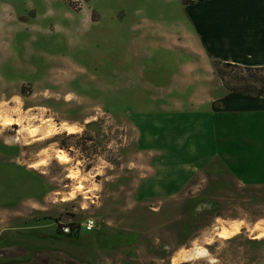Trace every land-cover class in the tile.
I'll return each mask as SVG.
<instances>
[{"label":"rangeland","instance_id":"obj_1","mask_svg":"<svg viewBox=\"0 0 264 264\" xmlns=\"http://www.w3.org/2000/svg\"><path fill=\"white\" fill-rule=\"evenodd\" d=\"M143 16L182 13L0 0V264H264L262 143L208 147L202 99L168 83L187 59L142 54ZM87 219L91 231H60Z\"/></svg>","mask_w":264,"mask_h":264},{"label":"crops","instance_id":"obj_2","mask_svg":"<svg viewBox=\"0 0 264 264\" xmlns=\"http://www.w3.org/2000/svg\"><path fill=\"white\" fill-rule=\"evenodd\" d=\"M164 2L179 4L182 17L168 26L149 23L145 16L141 17L138 24L144 36L141 53L147 55L159 47L175 54L176 62L178 58L187 59L177 65L168 83L192 87L190 100L194 96L202 99L199 104L194 98L191 101L196 102L193 110L202 115L205 135H210L204 139L208 147L228 148L231 143L242 147L251 140L262 143L255 148L260 151L258 157H264V98L227 91L213 67L216 60L246 67L264 66V0ZM147 35L158 40L146 41ZM211 84L216 87L213 93L207 88H195ZM243 129L250 131L251 139L243 137ZM204 140L201 149H206Z\"/></svg>","mask_w":264,"mask_h":264},{"label":"trees","instance_id":"obj_3","mask_svg":"<svg viewBox=\"0 0 264 264\" xmlns=\"http://www.w3.org/2000/svg\"><path fill=\"white\" fill-rule=\"evenodd\" d=\"M187 3L189 0H183ZM214 72L220 78L224 88L233 93L250 95L264 98V66L263 67H246L237 64L214 61ZM69 227V232L60 231L63 235L73 236L82 231L81 223L64 224Z\"/></svg>","mask_w":264,"mask_h":264},{"label":"bare ground","instance_id":"obj_4","mask_svg":"<svg viewBox=\"0 0 264 264\" xmlns=\"http://www.w3.org/2000/svg\"><path fill=\"white\" fill-rule=\"evenodd\" d=\"M73 132V129L72 128H69V133H72ZM232 230V229H231ZM234 232H232L231 233V231H230V228H222V230L220 231V233H219V237H221V238H228V237H230V236H233V235H235L237 232H238V230H237V227L236 228H234ZM263 235L264 234H262V233H260V234H258L255 238L256 239H262L263 238ZM207 252V251H206ZM201 254V253H200ZM202 257V256H201Z\"/></svg>","mask_w":264,"mask_h":264},{"label":"built area","instance_id":"obj_5","mask_svg":"<svg viewBox=\"0 0 264 264\" xmlns=\"http://www.w3.org/2000/svg\"><path fill=\"white\" fill-rule=\"evenodd\" d=\"M82 228L85 230V231H91L95 224H94V221L92 219H87L86 221H84L82 224H81ZM62 231L64 233H68L69 232V227L66 226V225H63L62 227Z\"/></svg>","mask_w":264,"mask_h":264}]
</instances>
